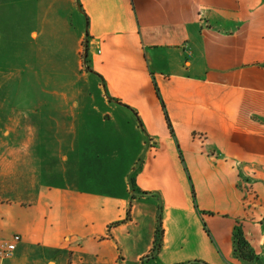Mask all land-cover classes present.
Instances as JSON below:
<instances>
[{"label":"crops","instance_id":"obj_1","mask_svg":"<svg viewBox=\"0 0 264 264\" xmlns=\"http://www.w3.org/2000/svg\"><path fill=\"white\" fill-rule=\"evenodd\" d=\"M0 44L52 88L0 131V264H264V0H0Z\"/></svg>","mask_w":264,"mask_h":264},{"label":"rangeland","instance_id":"obj_2","mask_svg":"<svg viewBox=\"0 0 264 264\" xmlns=\"http://www.w3.org/2000/svg\"><path fill=\"white\" fill-rule=\"evenodd\" d=\"M7 45L0 44V131L3 126H5L4 132L10 131L14 127L16 131L15 124H21V129L17 131L18 135H15L20 141L27 134H25V126L23 125L25 119L34 121L40 116V93L45 89L52 90V88L45 87V84L40 82L38 57L33 56L31 58L29 53L23 50L8 49L9 47L6 48ZM86 54L87 51L85 50L82 56ZM48 78L51 79L52 76ZM169 131L171 132L170 129ZM149 145L154 147V143L151 141ZM180 158L182 159V157ZM190 181L192 200L196 207L197 198L192 180L190 179ZM157 206L159 214L162 205L157 204Z\"/></svg>","mask_w":264,"mask_h":264},{"label":"trees","instance_id":"obj_3","mask_svg":"<svg viewBox=\"0 0 264 264\" xmlns=\"http://www.w3.org/2000/svg\"><path fill=\"white\" fill-rule=\"evenodd\" d=\"M157 95L161 99L159 90L157 89ZM162 106L165 110V115H166V119H167V123L169 126V129L172 132V135H174V129L172 127L171 121L169 116L166 113V109H165V105L162 101ZM138 121L141 124L140 119L138 118ZM130 183L131 186L133 188V191L137 190L135 188V179L134 177H131L130 179ZM135 189V190H134ZM136 192V191H135ZM143 194H147V193H143ZM162 210L160 211V213L158 214V220H157V230L155 233V241H154V249H153V253L151 255V258H154V256L159 252L161 246H162V238H163V226H162ZM121 224V222H116L113 225H119ZM233 240H234V251L235 254L242 260L244 261H254L255 259H257L258 257L255 255L254 251L252 250L249 242L246 240L244 233L242 231V229L240 227H237L233 233Z\"/></svg>","mask_w":264,"mask_h":264},{"label":"built area","instance_id":"obj_4","mask_svg":"<svg viewBox=\"0 0 264 264\" xmlns=\"http://www.w3.org/2000/svg\"><path fill=\"white\" fill-rule=\"evenodd\" d=\"M21 240L20 235H15L10 241L3 242L0 244V257L9 258L11 257L17 247V243Z\"/></svg>","mask_w":264,"mask_h":264}]
</instances>
